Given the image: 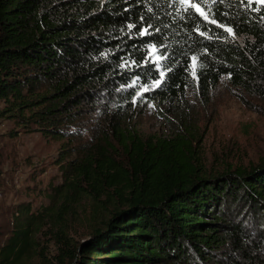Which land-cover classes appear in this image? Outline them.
<instances>
[{
	"label": "trees",
	"instance_id": "obj_1",
	"mask_svg": "<svg viewBox=\"0 0 264 264\" xmlns=\"http://www.w3.org/2000/svg\"><path fill=\"white\" fill-rule=\"evenodd\" d=\"M221 81L264 109V4L0 0V118L69 144L60 198L18 207L0 264L44 256L43 233L51 264H264V161L212 170L190 113ZM149 105L172 134L141 130Z\"/></svg>",
	"mask_w": 264,
	"mask_h": 264
},
{
	"label": "rangeland",
	"instance_id": "obj_2",
	"mask_svg": "<svg viewBox=\"0 0 264 264\" xmlns=\"http://www.w3.org/2000/svg\"><path fill=\"white\" fill-rule=\"evenodd\" d=\"M255 1L264 4V0ZM196 8L200 10L198 6ZM196 91H188L190 113L203 131L202 148L212 170L221 171L228 164L251 167L264 161V109L261 103L241 97L225 81L208 95ZM160 109L149 105L140 121L141 130L162 135L173 133L174 123L170 122L173 112L169 114L168 107L164 108L167 114L161 113ZM66 140L25 128L10 117L0 118L2 232L11 229L20 205L28 203L32 210H41L58 201L60 196L54 193L63 182L60 159L62 148L69 145ZM112 207L104 210L105 216L111 213ZM93 226L87 216L81 215L70 226V232L75 241H80ZM39 238V248L43 249L44 256L35 257L31 264H51L56 259L51 235L43 233Z\"/></svg>",
	"mask_w": 264,
	"mask_h": 264
},
{
	"label": "snow or ice",
	"instance_id": "obj_3",
	"mask_svg": "<svg viewBox=\"0 0 264 264\" xmlns=\"http://www.w3.org/2000/svg\"><path fill=\"white\" fill-rule=\"evenodd\" d=\"M145 31H147V30H145ZM229 31H231V29H229ZM161 75H163V73H161ZM159 81H156L155 83H154V86H158L159 85ZM146 91L148 90L147 88L145 89Z\"/></svg>",
	"mask_w": 264,
	"mask_h": 264
}]
</instances>
